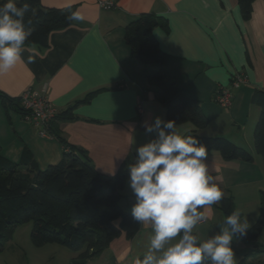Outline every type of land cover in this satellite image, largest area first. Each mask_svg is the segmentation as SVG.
<instances>
[{
  "label": "crops",
  "instance_id": "0c3cea01",
  "mask_svg": "<svg viewBox=\"0 0 264 264\" xmlns=\"http://www.w3.org/2000/svg\"><path fill=\"white\" fill-rule=\"evenodd\" d=\"M100 1L107 0H40L45 8L74 7L84 19L52 32L45 47L24 46L21 61L7 73H0V93L12 99L29 88L40 90L46 86L56 115L95 92L88 102L71 111L72 120L54 121L66 148L50 131V136H39L19 113L5 111L0 102L1 154L18 163L27 149L43 170L57 164L64 152L79 156V149L94 170L105 177L124 166L127 176L119 191V207L124 213L131 212L135 197L128 187V165L135 163L136 148L154 138L145 133L143 124L157 116L166 120L164 106L154 97L156 87L148 83L147 76L163 69L185 97L199 103L208 120L202 129L190 123L176 125L178 134L223 137L252 155L250 162L225 161L218 151H207V164L223 198L231 197L234 211H239L250 226L254 224L259 193L264 191V161L253 145L260 109L251 102L255 92H264L263 0L252 3L248 20L242 19L237 0H112L114 7L109 10L101 8ZM143 13L166 21L165 29L152 31L166 55L163 66L135 60L124 41L125 26ZM29 56L34 62H27ZM237 73L245 81L232 88L230 81ZM220 88L231 91L227 108H220L214 101V93ZM219 204L200 209L207 220L200 222L193 233L201 241L219 233L224 224ZM22 227L4 244L0 264H69L75 257L58 245L33 247L30 228ZM150 236V226L139 224L131 240L121 234L85 264H136L147 252ZM232 248L235 262L246 256L248 264H262L264 234L252 242L234 238ZM5 252L12 256L11 261H5Z\"/></svg>",
  "mask_w": 264,
  "mask_h": 264
},
{
  "label": "trees",
  "instance_id": "16d2710c",
  "mask_svg": "<svg viewBox=\"0 0 264 264\" xmlns=\"http://www.w3.org/2000/svg\"><path fill=\"white\" fill-rule=\"evenodd\" d=\"M254 1L237 0L243 20L250 18ZM5 2L0 0V5ZM28 2L30 7L25 16V27L32 34L24 46L45 47L52 32L64 30L73 24V20L67 17L74 12V7L45 8L40 0ZM157 27L165 29L166 21L152 13L140 14L125 26L124 41L132 58L146 65H164L166 55L152 35ZM147 81L156 87L154 97L164 106L166 120H173L176 125L190 123L195 129L207 125L208 120L199 103L185 97L175 80L167 76L163 69L151 72ZM94 94L90 93L83 101L74 103L64 114L56 115L49 124L50 134L64 148L67 143L54 121L72 120L71 111L78 104L88 102ZM0 102L5 111L12 109L22 117L25 115L19 98L12 99L0 93ZM251 102L260 109L253 131V145L255 153L264 161V92H255ZM186 136L196 137L207 151H218L225 161L253 160L251 154L226 138L200 137L195 132ZM78 151L79 156L64 152L57 164L43 170L39 169L27 149L22 151L18 163L9 161L0 151V251L18 228L28 224L31 225L29 240L33 247L61 246L75 254L69 264H85L98 257L121 234L129 240L136 235L139 223L133 220L131 212L124 213L119 207V191L127 176L124 166L113 176L105 177L94 170L84 151ZM218 209L225 221L234 211L232 198H222ZM263 230L264 191H260L258 217L246 235L238 239L242 242L255 241ZM246 261L245 256L235 264H248Z\"/></svg>",
  "mask_w": 264,
  "mask_h": 264
},
{
  "label": "clouds",
  "instance_id": "9594fccd",
  "mask_svg": "<svg viewBox=\"0 0 264 264\" xmlns=\"http://www.w3.org/2000/svg\"><path fill=\"white\" fill-rule=\"evenodd\" d=\"M29 7L28 0H6L0 5V73L22 59L25 41L32 34L25 27ZM67 19L84 17L77 10ZM27 62H34V57ZM143 127L154 138L136 148L135 163L128 165V187L135 197L131 216L149 225L151 236L147 252L136 264H235L232 242L250 227L239 211L228 215L219 233L207 240L193 234L207 220L200 209L223 198L209 171L206 147L196 137L178 134L173 120L157 116Z\"/></svg>",
  "mask_w": 264,
  "mask_h": 264
},
{
  "label": "built area",
  "instance_id": "2783aa9c",
  "mask_svg": "<svg viewBox=\"0 0 264 264\" xmlns=\"http://www.w3.org/2000/svg\"><path fill=\"white\" fill-rule=\"evenodd\" d=\"M99 6L105 10L114 7L111 0L100 1ZM245 77L242 74H235L230 81L232 88L238 87L244 83ZM47 87L44 86L40 90L29 88L25 90L19 97L20 106L25 112L23 119L37 129L39 136H50L49 124L56 116V110L48 100ZM214 101L220 108H227L231 105V91L228 88L217 89L214 93ZM141 106H139V111Z\"/></svg>",
  "mask_w": 264,
  "mask_h": 264
},
{
  "label": "rangeland",
  "instance_id": "374dc122",
  "mask_svg": "<svg viewBox=\"0 0 264 264\" xmlns=\"http://www.w3.org/2000/svg\"><path fill=\"white\" fill-rule=\"evenodd\" d=\"M252 225H253V224H252ZM28 228H31V225H30V224L26 225V227H22L21 230H28ZM262 234H264V230H263V233H262ZM8 255H9V252H5L4 259H5L6 262L11 261V259H12V256L9 257ZM258 255H259V254H258ZM261 259L263 260V258H261Z\"/></svg>",
  "mask_w": 264,
  "mask_h": 264
}]
</instances>
